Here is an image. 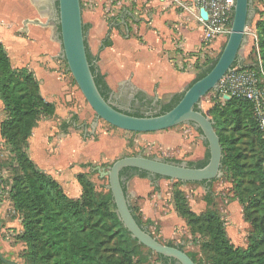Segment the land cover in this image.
I'll use <instances>...</instances> for the list:
<instances>
[{"label":"trees","instance_id":"16d2710c","mask_svg":"<svg viewBox=\"0 0 264 264\" xmlns=\"http://www.w3.org/2000/svg\"><path fill=\"white\" fill-rule=\"evenodd\" d=\"M255 27L257 44L250 47L251 62L241 65L257 68L259 59L264 69V18L256 20ZM83 30H86L85 24ZM110 43L107 40L104 44ZM86 53L95 83L107 99L111 89L104 75L98 71L95 58L88 51L87 45ZM218 55L210 58L209 63L207 58L199 66L187 87L212 68ZM63 61L66 63L64 58ZM183 93H175L168 102L160 103L161 108L157 114L171 109ZM222 100L213 103L209 110L210 118L222 148V176L231 180L234 197L245 205L244 216L252 226L247 245L235 246L230 241L220 215L209 208V199L206 209L196 214L188 208L183 196L177 191L174 193L175 209L179 216L186 219L193 233L206 235L207 239L201 248L207 254L210 264H264V140L248 100L234 96ZM0 101L5 112V118L0 124V135L11 152L5 162L11 168L8 196L22 226L16 239L25 245L18 253L21 264H134L137 241L119 220L109 189L105 187L96 190L87 173L79 172L76 179L81 194L76 198L70 197L52 176L37 168L29 158L26 148L32 129L41 118L52 116L55 107L41 96L38 81L30 70L26 67H11L1 43ZM197 130L201 133L199 128ZM204 143L207 147L206 141ZM208 158L207 148L204 159L187 163L189 166L202 167ZM166 160L181 162L178 159ZM92 166L90 162L81 163V167ZM125 173L127 177L134 174L148 176L146 171L131 167L122 169L120 176L123 177ZM155 178L165 177L156 175ZM215 179L195 183L207 184L209 187ZM123 189L126 192L124 184ZM129 207L137 223L151 234L137 216L135 208L132 205ZM186 253L198 264L194 255ZM156 255L163 262L175 263L174 259ZM0 264L5 263L0 260Z\"/></svg>","mask_w":264,"mask_h":264},{"label":"crops","instance_id":"0c3cea01","mask_svg":"<svg viewBox=\"0 0 264 264\" xmlns=\"http://www.w3.org/2000/svg\"><path fill=\"white\" fill-rule=\"evenodd\" d=\"M125 1L129 3L133 0ZM190 1L152 0L149 5L155 7L148 13L147 29L139 27L130 9L123 5L120 6L123 11L113 18L111 24L114 26L108 25L99 4L87 12L86 45L112 93L120 96L123 89H130L147 99L166 103L175 93L186 89L195 77L189 69L191 65L195 67L198 52L207 46L201 42V29L196 15L187 8ZM114 2L120 3V0ZM263 9V6L254 9L256 17L257 10ZM119 23H124L129 36L122 35ZM134 28L138 31L137 35L133 34ZM59 39L56 2L53 0H0V43L10 65L12 68L26 67L33 73L41 96L54 104L53 115L65 110L64 107L71 100L67 64L63 63ZM107 40L111 42L109 45L104 44ZM223 41V38L214 39L212 46L221 48ZM4 118L5 112L0 101V124ZM93 120L92 117L88 123L90 128ZM51 124V118L46 117L37 122L27 139L26 152L36 167L52 176L68 196L79 197L81 187L76 175L85 172L80 164H100L110 155H118L120 146L106 144L102 138L108 133L103 130L98 119L96 133L104 131V134L98 135L99 140L94 144L87 145L95 149L94 158L76 159L79 164L72 166L70 160L73 158L53 154L58 150L59 143L65 142L68 134L52 130ZM0 142H4L1 135ZM119 155H122V151ZM21 229L19 215L4 197L0 200V251L4 257L18 264H21L18 253L24 248L23 242L16 239Z\"/></svg>","mask_w":264,"mask_h":264},{"label":"rangeland","instance_id":"374dc122","mask_svg":"<svg viewBox=\"0 0 264 264\" xmlns=\"http://www.w3.org/2000/svg\"><path fill=\"white\" fill-rule=\"evenodd\" d=\"M114 1L116 0H81L82 20L85 23L86 30L88 21L87 12L94 10L97 4L101 6L99 9L107 17L108 25L114 26L111 24L113 18L123 11V8L120 7L123 5L127 9H130L133 14L132 16L137 20V25L147 29L148 13L152 12L155 7L149 5V2L152 0H133L129 3L125 0H120V3ZM253 6L254 9H259L260 6L264 7V0H253ZM257 13L258 17L253 14L248 25L250 28L255 29L256 38L253 34H248V42L239 51L240 56L243 58L241 60L242 64L251 62L252 55L249 54L250 47L253 44H257L255 21L264 18V9L257 10ZM130 23L134 27L135 24H133L132 20ZM123 24H120L122 27V35L129 36V32H126ZM133 34H138L135 28ZM220 38L215 40L217 41ZM225 40L221 45L225 43ZM213 42L214 40L206 43L205 45L207 46L198 52L197 67L191 65L189 69L194 73V76L199 66L207 58V63H209L210 58H214L219 54L221 48L213 47ZM67 80L71 100L67 102V105L64 107L65 110L46 118H51L52 130L58 133L64 132L68 134L65 140L63 139L65 142L63 144L59 143L58 150L56 149L53 154L63 158L67 156L73 158V160H70V165L73 166L74 164H79L76 159L83 160L90 158L91 160L94 158L95 149L92 150L87 145H92L94 144L93 142L98 141V135L104 134V131L97 130L98 132L96 133V129L91 130L88 123L92 120V117L94 118V111L83 97L69 72L67 73ZM131 92L132 90L130 89H123L122 94L119 96V101L122 104H126L128 101L127 96ZM217 94L218 92L216 90H211L200 99L198 107L209 117H211L209 110L213 103L219 102L220 100L223 101L219 94V97H217ZM150 101L152 104L149 103ZM133 104L134 106H129V109L133 110V112H143L146 107H153L154 110H157L160 106V103L154 101V99L151 100V98L147 99V101L137 99ZM99 121L102 123L103 130H106L108 133L104 134L106 136H103L102 139H104L106 144L109 143L108 145L111 147L120 146L122 155H119L121 152L119 149L117 151L119 157H116L118 155L114 153L107 160L93 165L107 167L117 158L125 155H134L138 152H141L147 157L155 156L161 159H178L183 162H198L205 158L207 147L201 138V133L191 123H182L154 132L136 133L121 129L117 130V128L112 127L104 120L99 119ZM92 138L93 140H91ZM10 154L9 146L5 142H0V198L3 199L6 197L9 201L8 191L11 186L9 179L11 168L5 165V162L11 156ZM83 170L87 173L88 178L92 181L96 190L107 188V176L100 177L97 171L90 170V167H83ZM123 184L130 205L135 208L137 216L149 229L151 234L163 244L171 243L176 246H181L185 252L194 255L198 264H210L207 254L201 248L203 241L207 237L205 234L193 233L186 219L177 214L174 205V193L177 191L183 196L188 208L196 214H200L206 209L207 200L209 199L211 201L209 208L215 210L220 215L225 234L230 241L235 246L244 247L247 245V237L252 230V226L244 216L245 205L234 197L233 184L229 178L220 176L213 180L208 187L207 184L203 183H179L166 178H149L133 175L130 178H124ZM138 244L140 243L137 242L135 254L133 255L134 264H176L171 261H161L155 252L149 251L144 245Z\"/></svg>","mask_w":264,"mask_h":264},{"label":"water","instance_id":"95a60500","mask_svg":"<svg viewBox=\"0 0 264 264\" xmlns=\"http://www.w3.org/2000/svg\"><path fill=\"white\" fill-rule=\"evenodd\" d=\"M53 1L57 3L56 15L62 57L66 61L68 72L95 114L91 123L92 131L98 119L119 129L136 133L159 131L182 123H191L196 129L201 130V138L206 141L209 151L208 162L202 167L189 166L183 161L177 163L155 156L147 157L141 152L117 158L107 167L100 165L90 167V170L97 171L100 177L107 176L106 186L114 200L117 216L133 239L152 252L174 259L176 264H195L183 249L161 243L137 223L129 207L128 195L123 189L120 171L125 167H131L146 171L147 177L154 178L158 175L182 182H207L222 176V148L219 137L213 127L212 119L198 109V106L203 96L217 89L219 80L232 69L234 64L241 65L243 58L239 51L248 42L246 28L254 14L253 0H234L230 31L212 68L187 87L180 100L171 109L155 115L130 114L117 108L102 96L87 58L80 0ZM199 13L203 19L206 18L204 8H201ZM0 260L5 264H18L17 261L4 257L1 251Z\"/></svg>","mask_w":264,"mask_h":264},{"label":"built area","instance_id":"2783aa9c","mask_svg":"<svg viewBox=\"0 0 264 264\" xmlns=\"http://www.w3.org/2000/svg\"><path fill=\"white\" fill-rule=\"evenodd\" d=\"M234 0H191L187 8L196 15L201 29V42L209 43L219 37L226 39L233 16ZM204 8L206 18L199 10ZM253 34L255 29L247 26L246 34ZM216 91L222 99L230 96L248 100L253 109L261 137L264 140V69L258 59L257 68L242 67L237 64L228 71L217 84Z\"/></svg>","mask_w":264,"mask_h":264},{"label":"flooded vegetation","instance_id":"af4514ba","mask_svg":"<svg viewBox=\"0 0 264 264\" xmlns=\"http://www.w3.org/2000/svg\"><path fill=\"white\" fill-rule=\"evenodd\" d=\"M135 97V98H134ZM140 99V100H146L147 101V98L146 97H141L138 93L136 92H131L130 95L127 96V103L126 104H122L121 101H119V95H117L116 93H110L107 97V99L114 105L116 106L117 108L119 109H122L126 112H129V113H137L139 115H155L157 114L159 111H160V108H161V105L159 106V108L157 110H154L153 107H146L145 108V111L143 112H133V110L129 109V106H134L133 102H135V100L137 101V99ZM144 102V101H143ZM150 104H152V102L150 101L149 102ZM135 111V110H134ZM127 173H125V175L123 177L126 176ZM151 178H153V176H149Z\"/></svg>","mask_w":264,"mask_h":264}]
</instances>
